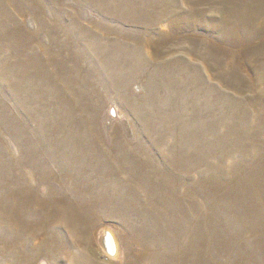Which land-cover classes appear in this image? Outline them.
<instances>
[{
  "label": "rangeland",
  "instance_id": "obj_1",
  "mask_svg": "<svg viewBox=\"0 0 264 264\" xmlns=\"http://www.w3.org/2000/svg\"><path fill=\"white\" fill-rule=\"evenodd\" d=\"M0 264H264V0H0Z\"/></svg>",
  "mask_w": 264,
  "mask_h": 264
},
{
  "label": "bare ground",
  "instance_id": "obj_2",
  "mask_svg": "<svg viewBox=\"0 0 264 264\" xmlns=\"http://www.w3.org/2000/svg\"><path fill=\"white\" fill-rule=\"evenodd\" d=\"M109 234V233H108ZM108 240V239H107Z\"/></svg>",
  "mask_w": 264,
  "mask_h": 264
}]
</instances>
